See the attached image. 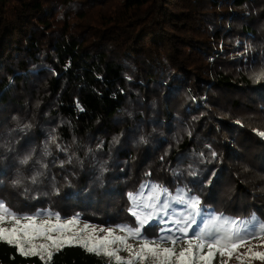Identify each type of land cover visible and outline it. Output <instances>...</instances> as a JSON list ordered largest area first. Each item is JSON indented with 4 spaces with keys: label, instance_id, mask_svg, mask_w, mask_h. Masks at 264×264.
I'll use <instances>...</instances> for the list:
<instances>
[{
    "label": "trees",
    "instance_id": "16d2710c",
    "mask_svg": "<svg viewBox=\"0 0 264 264\" xmlns=\"http://www.w3.org/2000/svg\"><path fill=\"white\" fill-rule=\"evenodd\" d=\"M262 67L264 0H0V199L135 227L130 206L166 218L154 197L183 188L203 218L264 222ZM28 154L47 169L21 165ZM154 184L168 193L150 197ZM0 264L42 262L0 242ZM50 264L113 260L73 244Z\"/></svg>",
    "mask_w": 264,
    "mask_h": 264
},
{
    "label": "snow or ice",
    "instance_id": "6c2138e0",
    "mask_svg": "<svg viewBox=\"0 0 264 264\" xmlns=\"http://www.w3.org/2000/svg\"><path fill=\"white\" fill-rule=\"evenodd\" d=\"M253 76L256 82H259L264 77V67H262L260 72H254ZM28 127L30 125H24L25 129ZM258 134L264 137V132H259ZM51 143H56L55 137H52ZM57 148H60L58 144ZM43 155L45 157L51 155L47 145L45 146ZM212 155L215 157L216 153L213 152ZM19 162L21 165L36 163L43 169H47L48 167V164L45 162L40 160L34 161L32 154L25 155ZM68 162H71V158ZM61 166H63V161L61 162ZM43 174L42 171L37 170L34 175L30 177H18L12 183L20 185L27 179L35 184ZM150 187V197L152 196V192L157 190L161 193H168L169 191L163 185L154 184ZM128 196L131 205L132 202L143 196V192L138 191L136 194L129 193ZM154 198L159 201L161 208L169 210L166 211V218L161 219L156 217L153 215V212L140 214L134 207L130 206L128 211L135 218L137 226L117 225L116 227L120 231L127 233L125 236L114 235V229L112 228L100 229V231L107 233L102 237H97L94 234L82 237L81 232L87 230L89 225L85 224L83 229L76 231L75 226L79 222L78 214L69 219L62 218L59 213H48L49 216H55V222H52L51 219L37 222L38 217L43 213H18L5 201L0 199V225L4 223L13 224L11 228L0 226V242L14 247L21 256L40 258L42 264H50L55 254L64 247L73 244L84 248L90 254L114 258L113 264H135L136 261L143 262L147 260L149 256L153 258L155 264H172L173 257H175V264H194L197 258L202 264H210L217 251L221 255L227 254L231 258L233 252L238 247L243 246L246 241L264 234V222L258 221L255 214H253L250 220L239 222L235 220L229 221L222 214L220 216H209L207 219H204L200 198L190 194V192L183 188L177 189V194L172 197L171 202L168 199H161L160 195ZM175 204L183 205L185 210L191 209L192 211L177 216L174 208ZM144 207H150V205L145 204ZM151 207L155 206L151 205ZM198 216L201 217L200 220L197 219ZM172 217L175 218L173 219ZM154 219H159V222L163 224H167L169 219H171V223L175 226V229L173 227L161 229V235L155 240H149L143 236V230ZM218 222L224 224L231 223L234 227L231 231L221 229L216 226ZM201 223L203 227H200ZM237 224H239V227H236ZM249 225L253 226L252 230H249ZM165 232L167 233L166 235L163 234ZM177 233L180 235H177ZM131 238H138L141 241L139 251H134V246L127 243ZM184 238H187L188 247L183 248L179 252V255L176 256L174 246ZM38 239H43L48 241V243H34ZM193 239L198 242L195 246L191 242ZM165 242L171 243L173 247H161V244ZM116 243L127 247L130 259L124 260L123 257L118 255L123 248H113L112 245ZM205 245L208 248L206 254L203 253ZM53 248L56 249V252L51 251ZM197 252H200L198 257ZM249 252L251 258L264 260V253L251 252V249H249ZM45 255L47 256V260L44 258Z\"/></svg>",
    "mask_w": 264,
    "mask_h": 264
},
{
    "label": "rangeland",
    "instance_id": "374dc122",
    "mask_svg": "<svg viewBox=\"0 0 264 264\" xmlns=\"http://www.w3.org/2000/svg\"><path fill=\"white\" fill-rule=\"evenodd\" d=\"M174 208H175V212H176L177 216L182 214V213L186 214V212L192 211L191 209L185 210L183 205H180V204H175ZM163 210H165V209H163ZM146 211L151 212L148 210H146ZM165 211H168V210H165ZM154 212H155V209H154ZM172 218L174 219L175 217H172ZM199 218H200V216L197 217L198 220H199ZM207 218L208 217H205L204 219H207ZM49 219H51L52 222H55L56 218L54 215L49 216L48 214L47 215L44 214V215H41L38 217L37 222H43V221L49 220ZM85 224H88L89 227L87 230L81 232L82 237H87L89 234H94L97 237H102V236L106 235L107 233L104 231H100V229H106V228L114 229V235H118V236L127 235V233L120 231L117 227L95 226V225L86 223L82 220H79L78 224L75 226V230L79 231V230L83 229ZM0 226L11 228L13 226V224L12 223H4L3 225H0ZM216 226L220 227L221 229H227V230H228L227 227H229L227 224H224L222 222L217 223ZM169 227H173V229H175V226L173 224H171ZM200 227H203L202 223L200 224ZM164 234L166 235L167 233L165 232ZM177 235H180V234L177 233ZM191 242L194 246L198 243L195 239H193ZM34 243L41 244V243H48V241H45L43 239H38V240L34 241ZM127 243L134 246V251H139V247H140V243H141V241L139 239L136 240L134 238H131L127 241ZM75 245H77V244H75ZM112 247L113 248H123V250L120 251L118 253V255L123 257L124 260L130 259L129 251H128L126 246H122L121 244L116 243V244L112 245ZM161 247H173V245L169 242H165V243L161 244ZM174 247H175V254H176V256H178L179 252L183 248L188 247L187 238L181 239L178 243L175 244ZM249 249H251V252L264 253V234L255 236L254 238L246 241L243 244V246L238 247L233 252L231 258H229L227 254L221 255L220 252L217 251L215 253L214 259L210 262V264H224V262H226V264H264V260H262V259L251 258V254L249 252ZM51 251L55 252L56 249L53 248V249H51ZM207 252H208V248L205 245V247L203 248V253L206 254ZM199 254H200V252H197V257L199 256ZM104 257H106V256H104ZM44 258H47V256L45 255ZM106 258H108L110 260H114V258H109V257H106ZM135 264H155V261L153 260V258L151 256H149L147 260H145L143 262L136 261ZM172 264H175V257H173ZM194 264H202V262L197 258L194 261Z\"/></svg>",
    "mask_w": 264,
    "mask_h": 264
}]
</instances>
